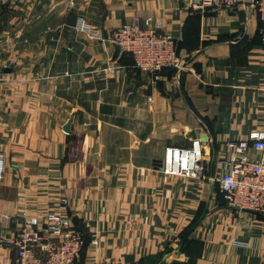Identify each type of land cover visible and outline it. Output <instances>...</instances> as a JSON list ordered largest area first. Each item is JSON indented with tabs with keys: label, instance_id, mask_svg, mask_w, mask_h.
I'll list each match as a JSON object with an SVG mask.
<instances>
[{
	"label": "crops",
	"instance_id": "obj_1",
	"mask_svg": "<svg viewBox=\"0 0 264 264\" xmlns=\"http://www.w3.org/2000/svg\"><path fill=\"white\" fill-rule=\"evenodd\" d=\"M0 11V264H16L2 241L20 214L62 213L61 199L86 239L76 264H264V217L219 189L227 143L264 132L251 0L231 12L181 0H8ZM133 18L160 23L180 67L154 79L115 56L112 35ZM196 142L195 177L163 172L167 149Z\"/></svg>",
	"mask_w": 264,
	"mask_h": 264
},
{
	"label": "built area",
	"instance_id": "obj_2",
	"mask_svg": "<svg viewBox=\"0 0 264 264\" xmlns=\"http://www.w3.org/2000/svg\"><path fill=\"white\" fill-rule=\"evenodd\" d=\"M8 0H0V4ZM191 13L234 11L239 0H181ZM260 22L264 46V0H251ZM120 52L132 57L134 68L154 79L168 69L180 67L175 40L164 34L160 23L152 18H133L112 35ZM1 96V91H0ZM197 149H167L163 172L168 175L195 177L201 157ZM228 154L222 162L219 189L229 207L264 217V132L253 131L243 141L227 143ZM256 154L255 157L251 154ZM4 172L0 158V179ZM62 213H48L41 218L19 216V228L2 241L16 253V264H76L85 245L84 234L66 215L68 201L61 199ZM91 244L97 245L95 235Z\"/></svg>",
	"mask_w": 264,
	"mask_h": 264
},
{
	"label": "water",
	"instance_id": "obj_3",
	"mask_svg": "<svg viewBox=\"0 0 264 264\" xmlns=\"http://www.w3.org/2000/svg\"><path fill=\"white\" fill-rule=\"evenodd\" d=\"M1 14V11H0ZM120 49L118 46L115 47V56L119 53ZM160 164V163H159ZM247 212V211H245ZM205 216V214L203 215V217ZM201 220V219H200ZM200 220L196 221L186 232V234L184 235V237L182 238V240L179 243L178 248H180L184 242L188 239V237L193 233V231L195 230V228L197 227L198 223L200 222ZM163 264H166L165 261H163Z\"/></svg>",
	"mask_w": 264,
	"mask_h": 264
},
{
	"label": "trees",
	"instance_id": "obj_4",
	"mask_svg": "<svg viewBox=\"0 0 264 264\" xmlns=\"http://www.w3.org/2000/svg\"><path fill=\"white\" fill-rule=\"evenodd\" d=\"M259 36H261V35H259ZM194 224V223H193ZM192 224V225H193ZM191 225V226H192ZM190 226V227H191ZM189 227V228H190ZM189 228H187V230L182 234V236H181V238H180V241L182 240V238L184 237V235L186 234V232L188 231V229ZM85 243H86V239H85ZM190 243H192L191 241H190V239H189V237H188V239L184 242V244L180 247V248H178V253H182V252H185L187 249H188V247L190 246ZM85 246V245H84ZM84 248V247H83ZM169 250V249H168ZM82 253V252H81Z\"/></svg>",
	"mask_w": 264,
	"mask_h": 264
}]
</instances>
